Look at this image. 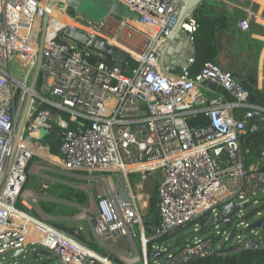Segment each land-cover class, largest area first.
<instances>
[{
  "label": "built area",
  "instance_id": "1",
  "mask_svg": "<svg viewBox=\"0 0 264 264\" xmlns=\"http://www.w3.org/2000/svg\"><path fill=\"white\" fill-rule=\"evenodd\" d=\"M116 1L138 18L109 14L94 23L67 9V21H59L51 16V0H0V264H13L1 257L5 254L11 257L38 246L57 264H111L110 255L102 257L95 251L90 255L76 236L31 214L35 197L24 186L35 154L16 141L31 93L29 118L42 105L60 113L54 120L59 137L53 142H61L59 155H52L65 170L117 172L123 178L163 172L157 187L159 225L154 236L142 235L139 246L135 228L144 225L142 206L123 193L105 192L91 202L94 216L89 219L100 240L107 236L113 243L124 242L131 252L139 253L141 264H193L264 252V230H250L241 221L244 217L239 225L249 231L246 237L236 230L231 241V233L217 234L232 242L228 248L216 247L214 238L197 235L181 240L185 245L177 250L156 242L196 219L212 215L214 221L223 216L226 206H244L264 194V142L256 151L248 147L250 137L264 134V97L258 100L233 74L212 62L194 73L195 49L181 79L161 72L159 50L177 24L185 0ZM47 14L40 89L33 92L29 87ZM239 27L248 31L249 21H240ZM182 29L195 44L200 29L195 16ZM73 31L88 40L72 39ZM97 37L127 58L92 50ZM15 58L29 67L23 81L12 75ZM210 84L223 94L208 99L200 86ZM200 117L193 126L191 122ZM50 118L48 112L39 113L36 126L43 123L52 128ZM191 128L198 129L192 132ZM151 242L156 243L149 251ZM156 252L161 256L149 257Z\"/></svg>",
  "mask_w": 264,
  "mask_h": 264
},
{
  "label": "rangeland",
  "instance_id": "2",
  "mask_svg": "<svg viewBox=\"0 0 264 264\" xmlns=\"http://www.w3.org/2000/svg\"><path fill=\"white\" fill-rule=\"evenodd\" d=\"M74 9H70V13H72ZM74 16V15H73ZM86 18V17H85ZM88 19V18H87ZM21 61L15 58L11 63V70L12 75L16 80L23 81L25 76L27 75L29 67L21 66ZM259 63V60H258ZM28 69V70H27ZM229 72V71H228ZM255 75V74H254ZM33 76V74H32ZM32 80V77H31ZM31 82V81H30ZM31 85V84H30ZM46 111H37L32 118L27 116L25 124H33L36 125L35 121L38 118L39 114L37 113H44ZM51 114L52 123L56 119L55 114ZM22 120V116L20 122ZM19 122V125H20ZM38 123V122H37ZM48 123V120L47 122ZM18 125V128H19ZM42 124H37V126L41 127ZM23 131V130H22ZM22 133V132H21ZM33 158H36L34 164L30 167L29 171L27 172V176H31V180L28 183V186L24 189L25 192H32L35 197V202L32 206L31 214L37 218L44 219L48 222H57L63 223L68 225L69 227L77 228V226L84 228V233L80 234L85 239L95 244H98L104 249V253L100 254V256L105 257L110 255L111 264H141L139 261V253L131 252L128 246L119 241L118 243H113L110 238L104 236L103 240H100L97 237L92 229L91 223H86L84 221H70L66 220V218H54L51 216L46 215L40 205L43 202H57L68 206L70 209H76L79 213L78 216H82L84 209H89V215L92 217L93 210L91 209V202L95 200L98 196H101L105 192L115 193V190L118 184L122 185V176L117 172L111 173H78V172H71L65 170L57 161H50L46 158L35 154ZM30 160V161H31ZM162 172V171H160ZM157 173V172H154ZM151 173L147 175L145 180L140 179L139 174L132 175V184L134 187V192L136 194H141V201H137L138 206L144 205L145 201L150 200L151 193L155 190V184L158 183L160 175ZM163 173V172H162ZM27 182V181H26ZM26 185V183H25ZM54 185L64 186L66 189L70 190L72 193H79L84 194L87 197V201L83 206L74 203V201L63 200V199H56L50 193V189ZM257 201L255 204L254 202ZM259 212V214H254ZM143 218L145 215L149 214V208H145V210L141 211ZM249 214H254L249 219L245 217ZM241 221L247 225H252L258 222L261 219H264V194H260L255 198H251L250 203L244 205V207L240 210L238 209L237 212L233 216L232 226L230 228H226L224 223L219 224V228H215V223L213 221V216L210 215L209 217H204L205 219H200L196 222V224H190L187 227L181 229L178 233L170 241V246H175L176 242L181 240H187L192 238L194 235H197L199 238H214L216 242V247L226 246L228 248L232 242H226V235L220 236L217 238L218 233L226 232V234H230L232 230H236L240 235L246 237L249 234V231L245 229L244 226L239 225L240 218H243ZM146 219V217H145ZM239 225V226H237ZM198 230L199 233L196 234L195 231ZM135 241L137 244L141 243V238L138 236V230L135 228ZM180 242V241H179ZM87 247V246H86ZM87 249H89L87 247ZM90 250V249H89ZM44 251V249L40 246L36 247L35 250L30 247L26 252H23L19 256L20 264H57V260L55 257L51 256H42L38 257V254ZM93 251V250H90ZM96 252V251H95ZM97 253V252H96ZM1 257H6L7 259L10 258V254H5ZM15 262H13L14 264ZM89 264H92L91 262ZM96 264H101L96 262Z\"/></svg>",
  "mask_w": 264,
  "mask_h": 264
},
{
  "label": "trees",
  "instance_id": "3",
  "mask_svg": "<svg viewBox=\"0 0 264 264\" xmlns=\"http://www.w3.org/2000/svg\"><path fill=\"white\" fill-rule=\"evenodd\" d=\"M235 1V0H231ZM196 20L200 24V29L198 30L196 36H195V68L194 73L198 72L204 64L208 62H212L216 65H218L222 70L231 73L237 78L243 87L248 90L252 95L255 94L257 90V74H258V60L259 55L262 50V44L258 42H254L250 39L251 33L254 30L253 28L256 26L254 24H250V29L248 31H241L239 28V22L244 18V13L241 11H234L231 12L228 8V6L220 1V0H206L202 7L198 10V12L195 15ZM252 28V29H251ZM235 43L236 45H241V42H249L251 44H254L258 47L256 60H251V62L244 61V63L253 64L255 63V70L254 74L255 77L252 78V80H245L237 76V72L233 73V65L240 63L239 60H237L233 55L226 56V60H224V64L226 67L220 65V58L223 55L224 51L226 49L232 48L231 43ZM247 45V43H244ZM253 49H256V47L252 46ZM240 49L234 50V52H238ZM232 52V50H231ZM241 54V51H240ZM255 79V80H254ZM40 89V83L37 85V90ZM221 90V89H220ZM223 94V92L221 91ZM39 112L41 111H50L52 114H55L56 117L60 115V113L47 105H42L38 109ZM38 114V113H37ZM65 119H68L67 115H63ZM203 117H200L197 120H193L191 124L194 126L196 123H198L199 120H201ZM28 125L26 124L24 133L22 135V142L27 145L28 147L33 146L35 148V154H38L44 158V147H48L49 152L51 151L52 143L57 140L59 137V134L57 135V132H60V127L57 124V122H51V126L53 129L50 130V134L47 135L42 140H35L30 137V133L28 132ZM56 130V131H55ZM264 142V134H257L255 136H252L248 139V147L249 150L256 151L258 146ZM61 142L58 141L54 144L55 148L53 149V155L57 156L59 155V146ZM58 145V146H57ZM51 154V152H50ZM52 155V154H51ZM53 156L54 160L58 162L57 158ZM50 157V156H49ZM48 158V156H47ZM49 159V158H48ZM36 158H33L29 163L27 170L29 171L30 167L34 164ZM87 173V172H82ZM31 180V176H27V182L24 186V189L28 186L29 181ZM50 193L58 199L63 200H71L79 205H84L87 201V197L84 194L79 193H72L70 190L66 189L64 186L60 185H54L50 189ZM158 193H157V187L156 190L152 193L150 202H149V214L146 217L143 218L144 227L146 230L147 237L154 236L155 228L159 225V215H158ZM42 211L51 217L54 218H67V217H74L79 212L76 209H70L68 206L57 203V202H43L40 205ZM259 212H256L254 214H257ZM252 214V215H254ZM209 217V216H205ZM204 217L196 219L192 222V224H196V222L200 219H205ZM54 227L67 232L70 235H74L77 237V239L83 243L85 246H87L89 249L96 251L100 254L104 253V249L100 248L97 244L93 242L87 241L83 236H81L79 233L76 234L77 228L69 227L66 224L63 223H57V222H50ZM181 229L176 230L174 233L164 236L163 238L156 241L157 243H170L172 238L175 236L176 233H178ZM154 242H151L148 245L149 251L151 250L152 245ZM185 245V242H179L173 247H183ZM151 253H149V257H151ZM193 264H264V252H245L239 255L235 256H228L226 258H214L210 260H201L197 261Z\"/></svg>",
  "mask_w": 264,
  "mask_h": 264
},
{
  "label": "water",
  "instance_id": "4",
  "mask_svg": "<svg viewBox=\"0 0 264 264\" xmlns=\"http://www.w3.org/2000/svg\"><path fill=\"white\" fill-rule=\"evenodd\" d=\"M61 0H51L49 3V8L52 9L58 2ZM206 0H185L184 5L181 9V12L179 14L177 24L172 29V31L168 34L166 42L162 44L160 47V59H159V65L161 72L170 77L174 78L176 80L181 79V74L183 73V69L189 66V60L194 55V44H192L187 37V34L182 29V26L184 23L191 19L193 16L196 15L198 10L202 7ZM73 7L74 10L79 13L80 15L90 19L94 23H100L106 16L109 14H117L120 16H125L121 14V11L127 9L120 5V3L116 0H70L69 8ZM75 12V13H76ZM131 16L134 18H138V16L127 14L126 16ZM48 18L49 15L47 14L43 19V27H42V34L40 37L39 42V52H38V61L37 66L35 69L34 77L30 85V90L35 92V89L37 87L38 81H39V71L40 67L43 61V46H44V38L46 33V28L48 24ZM72 39H79L87 41L88 38L85 35H82L78 33L77 31H73L71 34ZM92 50L97 52H102L106 54L107 56L111 57L115 54H118L120 59H126L127 55L123 53L122 51H119L118 49L114 47H110L107 45L106 41L97 37L95 38L92 46ZM211 88H215V85L210 84ZM200 88H205L204 86H200ZM33 94H29L23 114H22V120L20 122L19 128H18V136L21 134L24 123L27 118L30 103L32 100ZM198 128H191L192 132H195ZM27 150L25 149V152ZM244 206H236L235 204H230L226 206L223 209V216L221 218H217L214 220L215 225H219L221 223H224L226 228H230L232 226L233 216L237 212L238 209H242ZM259 214V213H258ZM260 215V214H259ZM252 214L247 215L245 218L249 219ZM250 230H256V229H262L264 230V219L259 220L258 222L250 225ZM234 237V233L231 232L230 234V241ZM24 252V250H19L15 252L11 257L8 259L7 263H10L14 261V264H20L19 256ZM42 256H50V254L46 251H41L38 254V257ZM152 256L155 258H158L161 256L160 253L156 252L153 253ZM92 264H96V261H92ZM6 264V263H3Z\"/></svg>",
  "mask_w": 264,
  "mask_h": 264
},
{
  "label": "crops",
  "instance_id": "5",
  "mask_svg": "<svg viewBox=\"0 0 264 264\" xmlns=\"http://www.w3.org/2000/svg\"><path fill=\"white\" fill-rule=\"evenodd\" d=\"M220 1L224 2L228 6V8H229V10L231 12H234L236 10L243 12L244 13V18L241 21L248 20L249 24L252 23V24L256 25L253 28L254 30L251 33L250 39L253 40L254 42H258V43L262 44V50H261V53L259 55L258 74H257V81H256L257 90L255 92V96H256V98L258 100H260V99L263 100V97H264V3H260L257 0H235V1L220 0ZM261 1H264V0H261ZM60 12L61 11L59 10V8L53 7V9L51 11V13H52L51 16L55 15L59 19V21H61V20L62 21H67L66 16H64L65 14L62 15ZM64 12H66V11H64ZM68 13L75 16L74 11L72 13H70V9L68 10ZM249 29H250V27H249ZM241 31H243V30L241 29ZM243 32H245V31H243ZM244 43H247V45H245ZM231 44H232V48L226 49L224 51L223 55L221 56L220 65L226 67V65L224 64L223 61L226 60V56H228V55L232 56L233 55L240 62L238 64L233 65V73H234V71H235V73L237 72V76L239 75V79L241 77L242 79H245V80L247 79V80L251 81L252 78L255 77L254 71H253V70H255V67H256L255 63L253 64V66L251 64H247L246 65L244 63V61L251 62V60L252 61L256 60L257 59L256 54H257L258 47L254 45L255 43L251 44L249 42H243V43L241 42V45H236L234 42L231 43ZM252 46L256 47V49H253ZM236 49H240L241 54H240V51H238L237 53L234 52V50H236ZM231 50H232V52H231ZM253 62H255V61H253ZM242 79H240V80H242ZM204 87L205 88H201V89L204 91V93H205V95H206V97L208 99L214 98V97L222 94L221 93L222 90H220L219 88H216V89L215 88H211L209 85L204 86ZM51 129H53V127ZM56 133L58 135L57 131H56ZM49 134H50V131H49ZM54 148H55V146L52 143V147H51V151H50L51 154H53V149ZM50 152H49V154H46V155L44 154V155H45L47 160H50V161L54 162L55 160L53 158V155L50 154ZM47 156H48L49 159L47 158ZM154 174H159L160 175L158 183L155 184V186L158 187V185H159V183H160V181H161V179L163 177V173L158 171L157 173H154ZM132 175H134V174H130L128 176V178H123L122 177L123 181H121V182H122L123 188H121V185L118 184L115 192L123 193L124 195H126V197L134 199L135 200V204L137 205L136 198L140 199V201H141V198H140L141 194H139V193L136 194L134 192L135 189H134L133 184H132V182H133ZM140 179L141 180H145L146 178H142L140 176ZM156 187H155V190H156ZM28 193H30V192H28ZM152 193H151V195H152ZM150 198H151V196H150ZM56 199H58V198H56ZM149 202H150V200L149 201H145L144 205H140V206H142L143 210H145V208H147V206L149 208ZM74 203H76V202H74ZM76 204H78V203H76ZM80 206H83V205H80ZM86 210H88V209L85 208L84 211H82L83 212L82 216L76 215V216L71 217V218L67 217L66 220H70V221L75 220V221H78V222L79 221H84L86 223L87 222L89 223V219L91 217H90L88 211L86 213ZM93 216H94V214L92 215V217ZM81 228L82 227L77 226V232H79V234H83L84 233V228H82V230H80ZM137 230H138V236L140 238H141L142 235L147 237L144 225H143V228H141L140 226L137 227ZM156 230H157V228H155L154 233H156ZM179 241H181V239H179ZM179 241H177L176 244L179 243ZM154 243H156V242H154ZM138 245L141 246V243H139ZM99 247L102 248L101 246H99ZM171 247H172L173 250L175 248H176V250L178 248H180V247L177 248V247H173V246H171Z\"/></svg>",
  "mask_w": 264,
  "mask_h": 264
},
{
  "label": "bare ground",
  "instance_id": "6",
  "mask_svg": "<svg viewBox=\"0 0 264 264\" xmlns=\"http://www.w3.org/2000/svg\"><path fill=\"white\" fill-rule=\"evenodd\" d=\"M69 5H70V0H61L54 7L59 8V10L61 11L60 13L63 15V14H66V12H64V11H67V9L69 8ZM51 11H52V9H51ZM121 14L126 16L128 14V12L126 10H123V11H121ZM46 112L51 113L50 111H46ZM25 127H26V124H25V126L23 128V131H22L21 135H19L18 137H16V141H20L21 140V142H22V135L24 133ZM50 130H51V128L48 126V124L46 126H42V127H39V126H36V125H33V124H29L28 125V132L30 133V137L32 139H35V140H42V139H44L46 137V135L49 134V131ZM29 148L35 154V148L33 146H30ZM44 154L45 155L46 154H49L48 147H44ZM87 252L90 255L92 253L89 250Z\"/></svg>",
  "mask_w": 264,
  "mask_h": 264
},
{
  "label": "flooded vegetation",
  "instance_id": "7",
  "mask_svg": "<svg viewBox=\"0 0 264 264\" xmlns=\"http://www.w3.org/2000/svg\"><path fill=\"white\" fill-rule=\"evenodd\" d=\"M258 2H260V3H264V1H261V0H257ZM69 9H74L73 7H70ZM76 11L74 10V13H75ZM75 14H79V13H75Z\"/></svg>",
  "mask_w": 264,
  "mask_h": 264
}]
</instances>
